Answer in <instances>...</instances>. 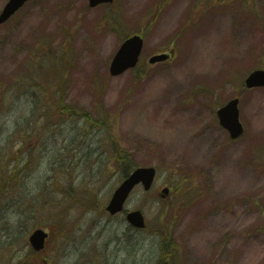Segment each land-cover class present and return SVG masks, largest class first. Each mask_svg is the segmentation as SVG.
Listing matches in <instances>:
<instances>
[{"label": "rangeland", "instance_id": "rangeland-1", "mask_svg": "<svg viewBox=\"0 0 264 264\" xmlns=\"http://www.w3.org/2000/svg\"><path fill=\"white\" fill-rule=\"evenodd\" d=\"M247 2L38 0L0 26V264H264V88L243 87L264 69V0ZM130 34L142 68L112 77ZM234 97L232 141L216 110ZM138 166L157 169L124 208L144 230L105 211Z\"/></svg>", "mask_w": 264, "mask_h": 264}, {"label": "water", "instance_id": "water-1", "mask_svg": "<svg viewBox=\"0 0 264 264\" xmlns=\"http://www.w3.org/2000/svg\"><path fill=\"white\" fill-rule=\"evenodd\" d=\"M26 0H10L9 4L4 8L0 15V23L5 21L14 11H16ZM107 0H90V5L94 6L100 2ZM143 40L135 35L126 39L117 50L110 65V74L115 76L129 68L135 67L142 49ZM166 59V55H155L149 59V63L154 64ZM245 85L248 88L264 87V71L255 70L245 79ZM238 100L230 101L226 106L221 108L218 112L220 124L229 131L231 138H237L243 132V128L238 120ZM155 176V169L138 168L131 173L115 190L113 193L107 210L110 214L120 212L123 205L128 198L130 192L135 185L141 183L145 190H148L153 182ZM167 193V190L163 191ZM127 219L136 227H143V218L140 212H132L127 215ZM45 234L42 230H36L29 238L35 250L43 247Z\"/></svg>", "mask_w": 264, "mask_h": 264}, {"label": "trees", "instance_id": "trees-1", "mask_svg": "<svg viewBox=\"0 0 264 264\" xmlns=\"http://www.w3.org/2000/svg\"><path fill=\"white\" fill-rule=\"evenodd\" d=\"M139 66H140V64L138 65L137 69L139 68ZM130 170H131V167L130 168L125 167L121 171H122V173H123L124 176H127V174L130 172Z\"/></svg>", "mask_w": 264, "mask_h": 264}]
</instances>
